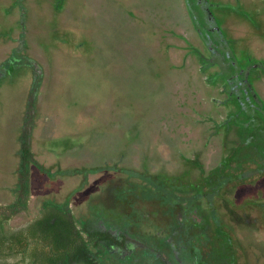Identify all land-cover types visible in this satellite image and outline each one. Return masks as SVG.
<instances>
[{
    "label": "rangeland",
    "instance_id": "obj_1",
    "mask_svg": "<svg viewBox=\"0 0 264 264\" xmlns=\"http://www.w3.org/2000/svg\"><path fill=\"white\" fill-rule=\"evenodd\" d=\"M61 1L0 0V56L5 52L2 42L6 40L9 45L21 46V54L35 57L42 72L32 110L30 89L35 80L32 68L27 69L24 59H10L3 68L0 201L11 199L6 185L13 184L11 179L18 162L16 152L26 123L33 124L35 154L48 149L59 160L53 159V180L33 169L37 185L32 187L31 210L17 215L10 225L19 227L27 221L38 211L47 193L48 197L61 201L80 187L76 195L70 196L79 215L90 217L91 209L104 206L102 216L116 221L119 216L126 219L131 212L132 226L144 237L143 241L164 246L166 236L154 233L151 226L156 230L160 225L164 230L169 222L164 217L155 220L156 212H162L157 206L163 207L162 203L157 200L154 203L153 199L149 203L146 198H154L160 192L145 190L143 184L147 181L143 175H147L146 171L174 175L185 171L175 159L180 153L188 155L201 139L200 128L194 133L196 115L205 111L204 107L199 108L201 100L212 104L209 110L212 111L213 105L216 108L213 101L217 93L203 84L201 74L196 71L199 61L189 47L205 51L204 44L185 0H63L59 8ZM240 1L244 6L225 5L219 11L214 9L213 14L217 19L226 15L234 20L236 24L224 22V27L239 39V47L246 28L255 32L248 46L256 58L264 60V36L261 37L264 0ZM19 4L31 12L23 21L22 32L15 30ZM196 9L198 15H206L202 7ZM202 19L198 20L200 27L205 23ZM243 22L250 28L244 25L240 28L238 23ZM11 35L17 38L12 43ZM23 40L26 42L21 45ZM258 86L264 93V81ZM212 142L216 141L212 138ZM203 157L206 165L217 164V155ZM173 161L175 167L167 169ZM86 167L96 170L84 172ZM75 168L76 173L68 172ZM58 169L61 174H56ZM223 194L236 204L245 197L264 199V178L231 185ZM255 212L260 213L258 209H250L243 220L253 228L261 227ZM153 218L148 227L147 221ZM245 228L234 227L235 242L246 247L245 254L250 260H264V229L255 232ZM203 233L208 240V235ZM220 236L222 240L228 237L225 233ZM179 237L174 236L170 243H178ZM171 244L172 252L175 248ZM259 244L263 245L256 248ZM140 251V258L132 264H162L157 248L144 245ZM216 252L213 262L218 256L220 260L225 256L220 249ZM161 253L175 259L166 250ZM230 257H233L231 252ZM206 259L213 260L210 256ZM191 260L187 259L185 264H194Z\"/></svg>",
    "mask_w": 264,
    "mask_h": 264
},
{
    "label": "flooded vegetation",
    "instance_id": "obj_2",
    "mask_svg": "<svg viewBox=\"0 0 264 264\" xmlns=\"http://www.w3.org/2000/svg\"><path fill=\"white\" fill-rule=\"evenodd\" d=\"M184 2L205 48V51L194 46L191 47L192 49L190 48L200 64L196 71L201 74L203 84L208 90L213 91L214 94L217 93L213 101L217 105L215 109L213 105L211 111L209 109L212 104H209V101L201 100L199 108L204 107L205 111H199L194 122V133L199 132L200 128L202 131V133L199 132L201 139L191 147L188 155L180 154L175 159V161L179 160V164L182 163V168L186 170L182 173L181 171L178 172V175L169 173L174 177H180L179 184L176 183L177 186L173 187L174 189L171 188L175 195L169 191L166 192L168 195L164 196L165 198H158L157 196L146 198L149 203L152 199L154 203L156 200L162 203L163 207L157 206L158 210L162 212H156L158 215L155 220L164 217L169 222V227L163 230L162 226L159 225L155 230L151 226V230L154 233H162V237L166 236L163 239L166 244L158 247L159 243L144 242V237L139 236V231L132 226L133 216L132 218L130 216L133 213L129 212V217L124 220L120 216L124 228L136 239L141 240V243L135 246L131 259L126 261L127 264H132L133 261L138 260L140 248L146 245L158 249L160 252L158 253L159 260L162 264L173 262L185 264L187 259H192L194 264H264V260L252 261L249 259L245 254L246 247H241V244L238 246L235 242L234 233L236 232L234 227L241 229L246 226L245 231L252 230L255 232L261 227L264 229V199H260L259 196L245 197L237 205L236 202L231 201L223 194L231 185L264 178V93L258 86L264 81V60L256 58L248 46L249 41L256 33L252 30L248 32L246 28V35L242 36V47H239L237 46L240 43L239 39L233 37L230 31L224 27V22L231 24L234 20L226 15L222 19H217V16L215 17L213 14L214 9L219 11L218 8L225 5L244 6L240 0H185ZM19 5V12L16 13L19 21L15 30L22 32L23 21L31 15V12L26 11L23 4ZM27 5L31 9L28 2ZM62 6L63 2L59 8ZM201 7L206 12L205 16L198 15L199 12L196 8L201 10ZM201 17L205 22L201 26L204 29L200 27L198 22ZM238 24L240 28L243 25L249 27L244 22L242 25ZM263 36L264 33L261 37ZM9 39L11 43L17 40L13 36ZM24 41L26 42L23 40L20 44L24 45ZM2 46L5 52L0 56V77L3 76V68L6 67L8 60L21 61V59H27V54H21V46L9 45L6 40L2 42ZM6 52H8L7 56ZM16 53L19 54L16 55ZM204 103L206 105H202ZM204 136L205 139L202 141ZM212 138L214 142L216 141L215 144H213ZM205 154L217 155V164L206 165L203 159ZM175 161L167 169L175 167ZM150 173L153 174L154 172ZM149 176L151 175L149 174ZM145 181L147 182L143 184V188L149 183L153 186L158 183ZM165 184L170 186V180ZM144 189L146 190V188ZM103 208L104 206L101 209ZM101 209L99 210L103 212ZM248 209H258L260 213L257 215L255 212L254 215L261 221V227L253 228L247 225V221L243 220L249 211ZM28 220L22 225L26 224ZM153 220L154 218L147 221L148 227ZM22 225L20 224V226ZM211 229H213V233H210ZM223 230L228 236L225 240L220 238V235L224 236V233L221 232ZM203 231L208 235V240L204 239ZM180 235H184L185 238H180ZM174 236L179 237L178 243L171 244L170 241ZM228 238L230 241H227ZM212 239H215L214 242H210ZM220 239L222 242L218 244L217 241ZM169 243L175 248L172 252L169 249ZM262 245H256V248H260ZM217 249L222 250L225 256H221V260L218 256L213 262L214 256L218 255ZM165 250L172 253L175 259L170 260L169 256H164L161 252ZM230 252L233 257H230ZM147 253L146 250L144 255L147 256ZM209 256L213 258L212 262L206 259ZM106 258L109 264L122 263V260H118L114 253L106 255ZM18 260H3L2 264L23 263ZM103 260L105 262V259Z\"/></svg>",
    "mask_w": 264,
    "mask_h": 264
},
{
    "label": "trees",
    "instance_id": "obj_3",
    "mask_svg": "<svg viewBox=\"0 0 264 264\" xmlns=\"http://www.w3.org/2000/svg\"><path fill=\"white\" fill-rule=\"evenodd\" d=\"M190 13L192 15L191 8ZM189 47L191 48V45ZM35 59L32 56H27L26 59L27 69L31 70L30 68H32L35 76L34 85L30 89L32 110L36 100L35 89L38 87L42 73L41 67ZM31 123L32 121L26 123L19 138V147L16 152L18 162L13 171L14 177L11 179L13 184L8 182L6 185L9 189L8 196L11 199L9 202L0 201V260L19 259L18 261L23 262L22 264H109L106 255H112V253L117 256L118 260L131 259L135 246H138L141 240L136 239L124 228L120 216L116 221L108 218L106 220L102 216V212L97 210V206L94 208L95 212L91 209L92 216L79 215L70 202V196L80 191V187L61 201L48 197L49 193H47L44 195L47 198L40 202L38 211L29 218L26 224L19 227L10 225L17 215L31 210L29 208H31L32 187L37 185L34 168L41 176H45L50 181L53 180L55 174L53 159L56 158L55 160L59 161L58 155L50 154L48 149L44 150V153H40L41 158L40 155L35 154L32 149L33 124L31 125ZM93 170L96 168L86 167L84 172ZM77 171L76 168L68 170L73 174ZM57 173L61 174L62 172L58 169ZM146 174L151 175H143L146 180L158 182L154 186L151 183L147 184L144 187L146 190L153 189L156 193L160 192L158 198H165L168 195L166 192L169 191L175 195L171 188L174 189L173 187L177 186L174 181L176 180L175 182L178 183L179 176L174 177L169 173L167 175V173L161 172L156 174L146 172ZM143 176L141 175L142 178ZM168 180H170V186L165 184L168 183ZM219 194L221 195L220 192ZM124 199L123 197L122 200Z\"/></svg>",
    "mask_w": 264,
    "mask_h": 264
}]
</instances>
